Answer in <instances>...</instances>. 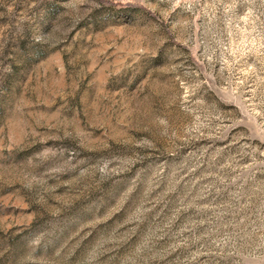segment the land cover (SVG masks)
I'll list each match as a JSON object with an SVG mask.
<instances>
[{
    "label": "rangeland",
    "instance_id": "obj_1",
    "mask_svg": "<svg viewBox=\"0 0 264 264\" xmlns=\"http://www.w3.org/2000/svg\"><path fill=\"white\" fill-rule=\"evenodd\" d=\"M0 264H264V0H0Z\"/></svg>",
    "mask_w": 264,
    "mask_h": 264
}]
</instances>
